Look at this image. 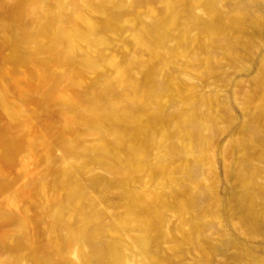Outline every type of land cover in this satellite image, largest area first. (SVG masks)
<instances>
[{
  "label": "rangeland",
  "instance_id": "1",
  "mask_svg": "<svg viewBox=\"0 0 264 264\" xmlns=\"http://www.w3.org/2000/svg\"><path fill=\"white\" fill-rule=\"evenodd\" d=\"M0 264H264V0H0Z\"/></svg>",
  "mask_w": 264,
  "mask_h": 264
}]
</instances>
